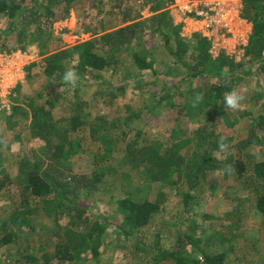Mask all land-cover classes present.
<instances>
[{
  "label": "rangeland",
  "instance_id": "1",
  "mask_svg": "<svg viewBox=\"0 0 264 264\" xmlns=\"http://www.w3.org/2000/svg\"><path fill=\"white\" fill-rule=\"evenodd\" d=\"M64 3L68 5V14L54 23L47 42L48 52L72 48L132 22H142L138 27L141 38L118 47L112 67L102 71L88 70V74H82L78 88L74 90L63 77L58 79L55 74H44V55H40L38 44L28 43L25 50L13 48L20 23L13 24L11 32L5 36L1 30L7 27L8 18L0 14V174L7 173L12 179L6 189L0 190V220L8 219L12 212L17 219L16 226H13L17 243L0 249V264H53L60 223L74 215L73 212L68 216L61 214L62 208L53 204L58 199L65 202L63 196L47 195L52 207L46 206L43 197H31L24 188L25 171L31 168L45 144L31 137L25 117L12 113L16 101H20L21 108L28 109L22 100L27 97L32 98L34 106H44L48 100L52 101V115L54 119L61 120L53 141H57L58 135L66 129V118L80 115L83 119L84 125L76 133L77 151L62 161L66 174H89L101 170L105 173L96 192L83 190L69 204L74 211L82 212L74 227L77 233L86 231L92 224L98 225L100 253L93 260L89 249H81L80 255L87 261L85 264H150L152 257L170 251L182 232H193L198 241L200 250L188 247L192 256L202 257L201 251H225L224 264H258L264 261V225L254 209V190L243 182V178H235L227 172L221 174L223 169H208L204 173L203 184L198 185V190L193 193L195 196L187 203L184 202L187 189L183 178L176 185L151 182L149 196L151 199L156 197L165 206L163 215L153 217L145 230L130 235L109 226L125 219L117 205V200L123 196L121 181L128 179L139 186L149 183L142 167L125 153L123 131L134 127L140 129L139 143L165 141L156 132L162 121L161 116L154 115L158 108L154 111L145 108L152 105L149 92L155 85L160 87L165 78L158 77V74L155 78L149 71L138 69L131 53L144 55L147 51L146 60L153 59L160 74L173 67L174 60L164 51L161 34H152L148 30L153 21L151 17L159 12L149 10L150 2L71 0ZM242 8V0H201L200 3L173 0L167 6L172 24H181V35L191 44L194 43L193 35L200 34L208 39L212 59L224 54L236 62L248 59L245 49L252 30L251 24L242 16ZM201 12L202 15L198 14ZM164 21L162 17L161 24ZM65 62L67 69L72 68L74 62ZM175 67L179 69L177 76L182 77L185 72L183 66L176 63ZM93 76L100 79L92 80ZM208 81L191 79L188 83L182 80L176 83L178 92L177 88L172 91L185 96L189 88L204 89ZM243 82L242 94L246 98L240 110L246 109L254 114V110L264 102V74L259 77L247 75ZM174 98L178 110L185 98L178 94ZM137 108L142 110L140 118L126 120ZM233 115L238 117L237 121H233L230 115L228 125L219 124L218 117L213 118L219 137L224 138L229 151L219 153V149L213 150L212 157L224 160L229 156L241 157L247 162L249 158L260 160L261 149H253L252 146L238 149L237 142L247 135L249 118L237 116L238 113ZM209 119L204 112L198 122H189L188 128L202 130V134L214 133L210 123L206 124ZM204 124L205 127L207 125L205 130L202 129ZM194 134L191 143L184 147V151L189 152L186 162L202 165L205 147L196 141ZM46 160L41 158L40 162L46 163ZM27 207L32 212L23 218L20 212ZM125 229L127 233L130 231L129 227ZM18 251L23 254V259ZM25 255L33 257V262L25 260Z\"/></svg>",
  "mask_w": 264,
  "mask_h": 264
},
{
  "label": "trees",
  "instance_id": "2",
  "mask_svg": "<svg viewBox=\"0 0 264 264\" xmlns=\"http://www.w3.org/2000/svg\"><path fill=\"white\" fill-rule=\"evenodd\" d=\"M68 1L71 0H0V14L8 18V25L1 30V33L5 36L8 35L12 25L20 23L16 45L13 48L25 50L28 43L38 44L40 55H44L42 61L45 63L43 67L45 75L55 74L56 78L61 79L65 71L68 70L66 60L69 63L74 62L71 67L77 71L79 77L82 74H88V70L102 71L115 64L114 52L118 47L131 44L141 38V32L138 36V27L142 22H132L72 48L48 52L46 49L51 30L54 23L68 14V5L64 3ZM143 1L151 3L149 10L152 13L159 11L157 15L151 17L153 21L148 30L152 34H161L164 39L163 49L174 60L173 67H168L165 73L160 74L154 67V60H146L147 51L144 55L131 53L138 69L149 71L151 76L154 75L155 78H157V74L158 77L165 78L160 87L155 85L149 92L152 105L145 106L150 111L158 108V114L154 115L161 116L162 121L159 123L156 132L164 137L165 141L163 143L140 141L139 143V137L142 135L140 129L134 127L123 131L125 153L142 167L149 178V183L139 186L128 179L121 181L123 196L117 200V205L123 212L125 219L122 223L112 222L109 226L121 231L124 235L145 230L149 227L153 217L162 216L165 211V206L159 199L156 197L151 199L149 196L151 182L176 185L183 178V183L187 189L184 193V202L187 203L195 196L193 193L196 192L194 190H198V185L203 184L204 173L210 168L224 169L225 163L234 166L235 170L232 175L235 178H243V182L253 188L255 193L254 209L264 225V102L254 110V114H252L253 111L246 109L234 112L226 109L224 105L226 93L235 89L242 94L245 76L259 77L264 74V0H242V16L251 24L252 30L245 49V56H248V59H242L238 62L224 54H220L215 60L212 59L208 51V39L200 34L193 35V44L182 36L181 24H172L167 9L173 0ZM162 17L165 18L164 24H161ZM176 63L185 69L182 77L177 76L179 69L175 67ZM93 77L92 80L100 79L97 76ZM191 79L209 81L204 89L200 87L197 90L189 88V92H186L185 96L182 93L172 91V89L177 88V82L183 80L190 83ZM77 88L78 85L74 90ZM176 91L178 92V88ZM176 94L185 98L178 110L174 98ZM198 94L203 99L196 107H193V100ZM22 100H25L28 109L21 108L20 101H16L12 106V113H20L25 117L31 137L38 138L45 143L41 154L37 155L31 168L25 171L24 188L31 197H43L42 201L46 206L52 207L50 201L46 199L47 195L54 193L63 196L65 202L58 199L53 204H56L57 208H62L61 214H65V216L71 212L74 213L72 217L68 216L66 221L63 219L60 223L56 233L58 240L54 248L53 264L68 262L85 264L87 261L86 258L81 257V249H89L92 253L91 259L95 260L100 253L98 225L92 224L86 231L77 233L74 227L82 212L74 211L69 204L72 203V200L77 199L83 190L96 192L105 173L101 170L89 174H66L65 168L62 166V161L67 160L71 154L77 151L76 133L84 125V121L80 115L66 118V129L58 135L57 141H53L57 124L61 120L54 119L52 115V101L48 100L44 106H34L31 97ZM141 111V108H137L129 114L126 120L140 118ZM204 112L210 118L206 124L210 123L214 133L202 134V130L195 129L192 131L191 128H188L189 122H198V118ZM233 113L249 118L247 135L237 142L238 149L241 150L248 146H252L253 149H261L260 160L254 161L248 157L249 161L247 162L241 157L232 158L229 156L227 160L212 157L213 150L218 149L217 142L220 139L218 126H214L213 118L218 117L219 124L223 122L222 124L228 125V116L230 115L233 117V121H237L238 117L234 116ZM206 127L204 124L202 129L205 130ZM192 134L196 136V141L205 147L202 151L201 166L186 162L189 152L184 151V147L191 143ZM41 158L47 159L46 163L40 162ZM11 182L12 179L7 173L0 174V190L6 189ZM31 212L32 210L27 207L20 214L24 218ZM15 215L12 212L8 219L0 220V249L5 245L17 243L13 227L16 226ZM127 227L130 228L128 233L125 229ZM188 247H195L200 250L194 233L182 232L176 238L172 249L161 252L156 258L152 257L150 264H224L225 251L211 253L201 251V260L200 257L189 254ZM17 253L23 259L21 251ZM25 260L32 263L33 257L25 255ZM47 264L51 263L47 262ZM258 264H264V261Z\"/></svg>",
  "mask_w": 264,
  "mask_h": 264
},
{
  "label": "clouds",
  "instance_id": "3",
  "mask_svg": "<svg viewBox=\"0 0 264 264\" xmlns=\"http://www.w3.org/2000/svg\"><path fill=\"white\" fill-rule=\"evenodd\" d=\"M63 80L64 82L71 86L72 88H75L77 86V83L79 81V75L77 71L74 68H70L65 71L63 75ZM245 95L241 94L240 92H237L235 89L232 91L228 92L224 96V105L226 109H230L232 111H238L242 107V102L245 100ZM203 97L201 95H196L194 100H193V107H196V105L201 102ZM218 149L219 153H227L229 151V145L224 142V138L221 137L218 140ZM218 153V155H219ZM234 166L231 164H226L224 166V169L221 170V174L224 172H227L229 175H231L234 172ZM202 260V257H200Z\"/></svg>",
  "mask_w": 264,
  "mask_h": 264
},
{
  "label": "built area",
  "instance_id": "4",
  "mask_svg": "<svg viewBox=\"0 0 264 264\" xmlns=\"http://www.w3.org/2000/svg\"><path fill=\"white\" fill-rule=\"evenodd\" d=\"M182 1H185V2H187V3H200L201 2V0H182ZM185 9L184 10H186L187 9V7H184ZM180 10H182V8L180 7L179 8ZM196 11V10H195ZM198 14H201L202 15V12L201 13H198ZM205 16V15H204Z\"/></svg>",
  "mask_w": 264,
  "mask_h": 264
}]
</instances>
